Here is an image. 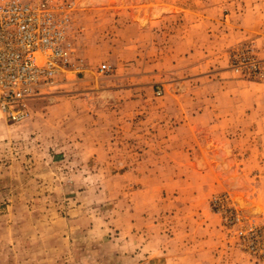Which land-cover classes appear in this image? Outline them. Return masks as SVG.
I'll use <instances>...</instances> for the list:
<instances>
[{"label":"rangeland","instance_id":"obj_1","mask_svg":"<svg viewBox=\"0 0 264 264\" xmlns=\"http://www.w3.org/2000/svg\"><path fill=\"white\" fill-rule=\"evenodd\" d=\"M51 5L72 23L71 67L22 121L0 113V264H264V110L252 135L189 136L190 115L217 133L233 106L216 78L194 102L175 81L208 59L263 82L249 37L264 33V0ZM239 10L247 38L232 45L222 16ZM195 45L207 55H185Z\"/></svg>","mask_w":264,"mask_h":264},{"label":"built area","instance_id":"obj_2","mask_svg":"<svg viewBox=\"0 0 264 264\" xmlns=\"http://www.w3.org/2000/svg\"><path fill=\"white\" fill-rule=\"evenodd\" d=\"M72 23L66 6L51 0H0V113L17 123L26 118L28 103L71 67ZM255 73L250 54L240 58ZM110 71L104 65L102 73Z\"/></svg>","mask_w":264,"mask_h":264},{"label":"crops","instance_id":"obj_3","mask_svg":"<svg viewBox=\"0 0 264 264\" xmlns=\"http://www.w3.org/2000/svg\"><path fill=\"white\" fill-rule=\"evenodd\" d=\"M252 9V8H251ZM231 15L233 17H231ZM243 19L241 11L233 12L232 14H226L222 16L223 22L221 24L223 25H229L230 28L233 27L235 29L237 26H235L234 21H231V19ZM210 20V19H209ZM230 22V23H228ZM234 22V23H233ZM242 24L238 26L234 30H231V39L229 42L232 45H235L239 43L240 41L245 40L247 38V35H244L245 33L242 32ZM189 30H192V27H189L186 32H189ZM247 30V29H246ZM245 30V31H246ZM254 27L251 28L250 31H256ZM259 32L262 30L259 29ZM252 40H254L256 47L258 48V55L264 60V33L262 36L254 35V37H249ZM186 42L185 44H194L195 39L194 37L188 35L185 36ZM196 44V43H195ZM227 46V47H226ZM229 46L225 43V47L228 49ZM224 47V46H223ZM226 49V50H227ZM173 54V53H172ZM175 54L177 55V50H175ZM200 56H206L207 53L201 51L197 48L195 45L194 47H190L189 51L185 52V55H189V58H195L197 55ZM211 54V53H210ZM217 55V54H216ZM214 57V56H213ZM197 60V59H196ZM196 60L192 61L193 64L191 67H186L185 74L183 76L177 75L175 81L177 84L185 85L187 89V95L184 97H178L180 99H186L188 101H196L198 97L190 96V92H193L192 90L200 89L202 85H204L207 80L211 79H218V82L215 84L220 89L219 95L224 99V102L226 104H231L233 106L232 110H229L230 112L224 113L221 115L218 119L219 122H225L226 126L225 129L218 130L217 133H213V130L211 126L207 127L206 123H203L202 121H205L207 119V114L198 113L195 117L194 115H190V118L188 119L190 128L188 132L189 136H205L211 139L213 142H216L215 136H233V137H241L244 135H252L255 133V127L253 126V122L257 120V113L263 111L264 109V81L260 83H256L253 81H247L240 78H234L231 71H225V69L218 70L215 68L213 71L210 69H205L209 64H211L210 60L203 59V60ZM218 62V59L214 60ZM213 61V62H214ZM226 61V60H225ZM226 65V63H225ZM211 66V65H210ZM209 70V75L205 74ZM199 85H201L199 87ZM203 87V86H202ZM194 94V93H193ZM249 119V123L247 127H243L244 121ZM212 120V119H210ZM223 120V121H220ZM233 123L232 126L229 124ZM228 125V126H227ZM253 131V132H252ZM200 148V147H199Z\"/></svg>","mask_w":264,"mask_h":264}]
</instances>
